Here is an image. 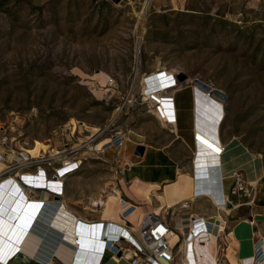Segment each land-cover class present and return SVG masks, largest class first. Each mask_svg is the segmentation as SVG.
Segmentation results:
<instances>
[{
    "label": "rangeland",
    "instance_id": "rangeland-1",
    "mask_svg": "<svg viewBox=\"0 0 264 264\" xmlns=\"http://www.w3.org/2000/svg\"><path fill=\"white\" fill-rule=\"evenodd\" d=\"M164 71L183 86L176 93L183 136L175 140V120L165 122L155 99L142 89L149 75ZM196 88L224 111L222 142L227 147L239 142L264 169V0H0V136L34 157L40 142L49 150L38 156L65 150L70 159L81 160L71 176L116 179L114 163L122 154L106 143L92 151L87 143L118 130L126 135L124 145L139 134L147 144L171 146L183 172L191 173ZM107 149L117 151L114 158L110 151L105 153L110 160L105 158ZM239 172L247 195L230 194L232 205L243 198L248 204L256 192L248 173ZM121 183L130 195V185L122 178ZM187 186V180L167 186L166 199L178 198V187ZM212 204L198 197L182 203L181 210L210 209L217 216L201 217L219 225L223 214H229V224L237 218L230 217L232 207L218 210ZM176 207L159 215L173 223ZM175 250L174 264H182L185 249Z\"/></svg>",
    "mask_w": 264,
    "mask_h": 264
},
{
    "label": "crops",
    "instance_id": "crops-1",
    "mask_svg": "<svg viewBox=\"0 0 264 264\" xmlns=\"http://www.w3.org/2000/svg\"><path fill=\"white\" fill-rule=\"evenodd\" d=\"M181 88L183 86L169 92L170 95L172 94L171 98L176 111L175 126L171 125L172 132L176 133L173 140L183 136L179 133L181 103L176 100V93ZM167 106L169 107V104ZM234 143V146H231L230 158L225 161L224 166H221L223 192L229 193L231 186L229 178H232L238 170L247 172L249 180H254L253 185H256V192L248 198L251 204H249L250 202L246 204L243 201L244 198L238 199L239 202L233 203V206L230 203L229 207H232L229 209L232 211L230 217L237 216L232 223L229 224V214L221 216L220 230L223 223L226 228L222 233H219L220 230L218 231L217 236L219 235V237L216 236V240L213 242L215 244L213 255L218 264H241L242 260L254 256L259 240L264 245V184H260V180L264 177V169L254 155L246 152L239 142ZM138 144L144 145V152L140 156L134 155L135 146ZM108 151L113 153V158L117 154V151L107 149L104 155ZM119 153L133 157L134 160L133 165L124 172L122 177H117V180L101 181L99 177L80 178L68 174L64 178V192L61 196H53L40 190L33 192L37 200H43L36 209L25 204L17 212L19 210L17 206L11 204L15 199L10 201L11 205H8V199L16 198L18 195L15 187L12 188L14 197L5 195L4 201H2L3 195H1L0 214L4 219L3 222L7 228H12V224L16 226L14 230L20 233V238L17 239L15 234L13 238V240L16 238L15 242H12L18 247H24L23 250L19 249L7 264H72L75 258H77L76 264H130L124 257H118L112 253L109 241L105 245L106 233L114 230L115 226L113 225H118L122 221L130 222L135 227L143 211H152L160 204L155 193L152 192L153 190L150 193L151 202H147L141 196L142 188H144L143 183L157 184L159 187L156 191L161 192L169 185L177 184L178 186V177L185 172H183L184 165H182L181 157L176 156V152L171 146L147 144L139 134L128 136L127 142L119 150ZM105 158L110 160L106 155ZM230 161H233L234 166H231L232 162ZM3 167L4 164L0 162V170ZM121 178L125 184L136 187L141 192L137 196L126 194ZM226 180H228L227 188ZM190 183L188 181V186L183 191H180L178 187V198L167 200L166 194L162 197L165 201L176 203L188 196ZM115 187L127 203H133L139 207V210L135 208L134 211L130 212L125 220L121 216V202L116 206V209L114 207L112 216H105L104 202L107 195L104 194L105 190L107 188L114 190ZM186 201L188 203L190 200L186 199ZM178 205L181 207H176ZM178 205L168 207L165 210L176 207L177 209L174 210L175 220L207 215L217 216L215 211L210 209L204 211L202 208L197 209V207L194 212L188 214L189 212L181 210L186 206H182L181 203ZM28 206L30 213L26 212L28 214L24 215L28 217V220H24L21 224L19 220H21ZM5 207H8V210ZM159 216L161 217V215ZM169 224L174 226L175 222L169 221ZM210 225L212 227V224ZM73 237L79 238L77 245L73 243ZM259 264H264V262Z\"/></svg>",
    "mask_w": 264,
    "mask_h": 264
},
{
    "label": "built area",
    "instance_id": "built-area-1",
    "mask_svg": "<svg viewBox=\"0 0 264 264\" xmlns=\"http://www.w3.org/2000/svg\"><path fill=\"white\" fill-rule=\"evenodd\" d=\"M161 74L163 76L159 78L163 77L161 83L164 84L160 90L166 92L176 89L174 88L177 85L176 79L172 75ZM222 118L223 115L220 117L219 122ZM174 119H176V111L174 104H172L170 116L165 122L170 124V120ZM125 140V133L122 130H118L103 145L105 147L112 146L119 151L123 147ZM13 146L12 140L6 134L0 136V161L4 164V167L0 170V189L16 188L18 195L16 198H9L8 205H16L19 209L17 212L26 203L36 209L37 205L43 202V200H37L34 197L33 192L35 190L48 192L53 196H61L64 192V178L68 174L78 171L81 167V160L78 158L70 159L68 154H64L66 153L63 152L65 150L61 151L63 154H55L57 155L55 157H53L54 155L33 157L22 150V148L16 149ZM99 149L95 151L100 152ZM133 162L131 158L121 155L114 163L118 177H122L124 172L133 165ZM52 164L56 165L53 166ZM239 174L240 172H237L232 176L234 183L229 189V194L225 193L227 200L223 203L224 206L230 203V194L239 195V193H243L247 195L248 189ZM53 185L56 186L53 187ZM249 185L252 186L251 184ZM5 195H3L2 201H4ZM10 201H12L11 204ZM120 202L122 204L121 216L125 220V217L135 210L136 205L127 203L123 197ZM5 208L8 210V207ZM2 210H4L3 207ZM2 220L4 219L0 218V222ZM174 222L175 225L172 226L164 217L162 218L155 215L152 211L145 210L140 214V219L135 227L126 221L113 225L115 229L108 234L106 233L104 243L106 245L109 241L112 253L117 256V253L120 252V257H124L130 264H174L178 252L175 250L177 246H183L185 250H189L192 243L193 246H196L197 242L204 243L210 237L209 235H198V230L201 228L205 230L206 227L208 231L211 230V227L208 226L209 224L202 218L188 217L187 219L174 220ZM204 223H206V227L203 226ZM12 226L15 225L12 224ZM225 228L226 225L223 223L219 233L224 232ZM173 233L177 235V240L171 244L170 236ZM17 252L18 246L12 244L11 241L0 246V264H7L12 258H9V256L12 254L14 256ZM189 259V257L185 256L182 264L189 262ZM262 262H264V245L259 240L256 244L254 256L242 260L241 264H259ZM216 263L218 264L217 260Z\"/></svg>",
    "mask_w": 264,
    "mask_h": 264
},
{
    "label": "bare ground",
    "instance_id": "bare-ground-1",
    "mask_svg": "<svg viewBox=\"0 0 264 264\" xmlns=\"http://www.w3.org/2000/svg\"><path fill=\"white\" fill-rule=\"evenodd\" d=\"M162 73H164L166 76H170L169 72L164 71ZM161 76L163 75L160 72H156L149 75L145 79L142 89L143 90L147 89V93H145L146 95L145 97L155 99V101L158 104L160 115L162 114L161 117L164 120H167L168 117L170 116V111L173 104L171 98L172 94L171 95L164 94L165 92L160 90L164 84L161 83L163 77L159 78ZM174 88L176 89H172V91L179 89L180 86L177 84ZM194 97H195L194 122H195L196 142H195V149L193 151V160L191 163V174L184 173V174H180L178 177V182L182 180H187L191 182L189 186L190 192L188 196L180 199V201L178 200V202L175 203L173 201L164 200L162 195L166 194L167 192L165 189H162L161 192L156 191V189L159 187L157 184L143 183L144 188H142V192L140 189L133 186H129L128 188L130 195L137 196L141 192L142 193L141 196H143L145 200H150L151 199L150 193L152 190H155L156 198L160 201V204L157 207H155L152 212H154V214L157 216H159V214H161L162 211H165L168 207L175 206L180 203L187 204V202H185L186 199L190 201H194L198 197H207L213 202V204L217 207L218 210L225 209L223 203L226 202L227 195L223 192V187H222L223 174L221 173V166H224L225 161L228 159V158L226 160L224 159V154L228 152L230 153V149L232 150V147H227L222 142L220 137V125L222 123L223 118L221 119L220 122L219 119L220 117H222V115L224 116V111L220 112V107H218L220 105L216 103L214 100H212L209 97L208 93H206L203 89L201 90L199 88H196V94H194ZM167 104H169L170 106L168 107ZM119 110L120 109H116L115 113L119 112ZM174 120H170V121H174ZM108 141L109 139H105L104 141L92 145L88 142L87 146L88 149L95 151L101 148L103 144ZM48 147L49 146L46 143L40 142L39 145L36 146V148H34V150L39 153L38 155H41V153L47 152ZM57 153H61V151L53 152V154H57ZM229 156H231V154H229ZM239 171L240 170H238L237 172ZM250 182H252L253 185L254 180H250ZM55 186L56 185H53V187ZM13 192L14 191L12 190V188L0 189V196L6 194L14 197ZM121 197H122L121 193L118 189L106 195L104 202L105 216H112V214L114 213V207L116 209V206L122 200ZM26 205L29 204L26 203ZM29 206L27 209H25L26 211L21 217V220H19L21 224H23L24 220H28V217L24 215L28 214L26 212L30 213L31 206L30 208ZM136 209L139 210V207L136 206ZM0 218L2 219L1 214H0ZM198 218H202L206 223L209 224L208 225L209 227L211 226L210 224H212L210 231L207 230L206 223H204L203 225L206 227L205 230H203V228L198 230L199 231L198 235L201 236L209 235L210 239H208L204 243L197 242L196 246H193L192 243L189 250L184 251L185 252L184 257L186 256L190 258L189 262H185V264H217L215 256L213 255L214 254L213 248L215 245L213 242H215L217 233L220 230V225H219L220 221L210 220L209 217L204 218L200 216ZM4 224L5 223L2 220V222H0V246H3L7 241L12 242L16 238L17 239L20 238V233L15 232V230L11 231V228H7L6 224L5 226ZM15 234H16V238L13 240ZM174 239L177 240V235L175 233H173L170 236V242ZM203 239H205V237H203ZM72 241L74 244L77 245L79 238L73 237ZM76 245L75 247H77ZM19 249L23 250L24 247L19 246L18 250Z\"/></svg>",
    "mask_w": 264,
    "mask_h": 264
},
{
    "label": "water",
    "instance_id": "water-1",
    "mask_svg": "<svg viewBox=\"0 0 264 264\" xmlns=\"http://www.w3.org/2000/svg\"><path fill=\"white\" fill-rule=\"evenodd\" d=\"M114 2H118L119 0H113ZM178 80H183L184 79V75H179L178 77ZM143 152H144V145L143 144H138V145H136L135 146V149H134V155H136V156H140V155H142L143 154ZM228 206H230V203H228L227 204ZM12 230H14V226H12V228H11V231ZM10 231V232H11ZM8 233V232H7ZM120 255H121V253L120 252H118L117 253V256L118 257H120Z\"/></svg>",
    "mask_w": 264,
    "mask_h": 264
}]
</instances>
